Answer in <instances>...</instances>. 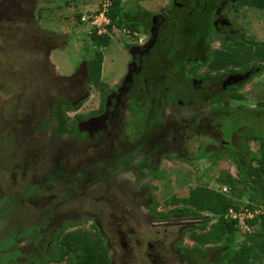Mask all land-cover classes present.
I'll use <instances>...</instances> for the list:
<instances>
[{"label": "flooded vegetation", "instance_id": "obj_1", "mask_svg": "<svg viewBox=\"0 0 264 264\" xmlns=\"http://www.w3.org/2000/svg\"><path fill=\"white\" fill-rule=\"evenodd\" d=\"M151 1L133 3L137 8L128 17L129 27L109 29V19L106 27L98 24L88 31L92 54H85L71 72L61 73L55 58L61 50L57 49L68 48L78 37L75 34L84 32L81 21L95 24L100 15H94V20L82 16L74 28L69 25L70 33L58 32L39 24L43 6L53 0H0V216L9 202L20 207L28 204L40 213L56 209V215L64 216L50 230L49 242L35 254V262L57 253L58 230L86 221L78 218L84 215L83 208L58 211L56 197L62 187L79 196L85 184L86 188L103 187L100 199L110 208L108 221L97 215L92 223L112 250V264L116 258L137 262L143 251L132 215H140L150 226L176 225L180 237L198 217L185 212L158 215L163 211L153 209L151 185L133 195L135 202L142 203L136 207L130 196L120 192L121 174L128 170L139 182L163 180L171 159L183 158L190 166L208 159L213 165L239 146L241 136L237 130L229 133L218 107L241 100L233 96L242 94L238 90L260 68L220 60L219 53L246 45L257 49L252 43L264 42L257 32L249 35L238 20L253 14V0H158L153 9L142 4ZM95 32L107 34L111 41L123 35L122 50H110L107 55L104 48L109 47L92 41ZM98 51L104 61L96 81L88 65ZM118 54L123 57L122 69L114 72ZM108 58L112 64L106 81L103 72ZM101 81L97 104L83 110L91 87H100ZM190 106H204L203 112L181 118L179 111ZM3 224L0 217V261L6 262L3 248L8 227L4 229ZM28 227L23 225L22 235L35 230L27 234ZM143 236V242H148L141 264H169L168 255ZM181 240L175 239L172 245Z\"/></svg>", "mask_w": 264, "mask_h": 264}, {"label": "rangeland", "instance_id": "obj_2", "mask_svg": "<svg viewBox=\"0 0 264 264\" xmlns=\"http://www.w3.org/2000/svg\"><path fill=\"white\" fill-rule=\"evenodd\" d=\"M100 2L101 0H53L52 4L43 6L44 10H42L41 12L43 17L41 18L39 24H41L43 28L49 30L56 29L58 32L70 33V26L74 28L76 23L79 21L77 20L79 18L77 14H82L86 19L88 18L87 16L89 14L93 16L100 15L99 17H96L97 22L95 24H92L89 21H81V23H79L80 30H83L84 32L81 33V35L75 34V36L78 37H74L68 48L57 49L61 50L58 51L57 56H55L59 72H71L72 69H74L78 65L85 54H92L93 49H91L89 45L90 34H88V31L89 33H91L93 29L98 28V24H102L104 27H106L107 21L109 20L105 13L104 15H101V13L98 12V10L102 7H100ZM104 2L106 3L107 1L104 0ZM142 4H145L152 9L156 8L159 5L158 0H153L151 2H145ZM252 5L253 7L255 6V9L252 8L253 10H251V12H253V14L251 13L250 18H247L250 21H247V19H245L244 17L238 18V20L240 21V25H242L245 30L249 32V35H252L253 32H257V34L260 36L257 38H259L260 40H264V11H261V9H264V0H253ZM125 7L127 10H135L137 8L133 4V2H131V0L125 1ZM256 12L257 15H255ZM92 20H94V18H92ZM122 39L123 35L119 38L115 36V38L111 41L112 44L107 46L109 48H104V50H106L105 53L109 55L111 53L110 50H122L121 47L123 45L120 42V40ZM204 45L205 43L201 42V46ZM111 64L112 62H110L109 58L104 64L105 68L103 72V79L106 81L108 79L107 69ZM122 64L123 57H120L118 54V59L114 64L116 66L114 72L122 69ZM123 70L120 73H122ZM259 71H255V73H253L249 77V80L246 82V84L238 90L239 92L244 94V99L234 100L233 102H231L230 108L234 109L238 108L240 105H243L249 108H258L260 110L264 109V71ZM102 86L103 81H101L100 87H91L92 91L90 99L84 103L82 107L83 110L86 108L94 107L97 104L100 90L103 88ZM206 106L207 108L209 107L208 104H206ZM203 107H186L179 111V115L184 119H188V117H195L203 112L200 111V109H202ZM241 120L243 124L251 127L253 132L264 134V121L262 122L260 118H252L251 116L243 115L241 116ZM230 128L231 126L228 129ZM249 147L252 151L258 152L260 148V142L252 140L249 143ZM170 162L171 163L169 165V170L165 172L166 175L164 174L163 180L153 181L151 179L147 181L149 183L134 180L135 177L131 174V172H128V170H126L127 172L123 171L124 173L121 174L120 192L127 194V196H130L131 200L134 201L133 195L137 192V190L143 188V186L145 185H151L154 189L155 203H157L155 211L161 210L163 212L175 207L183 206V202L180 199L188 196L191 187L195 185H206L219 191H223L224 187L226 186L228 187V192L225 193H227L241 205L248 202V198L244 196V194H247L246 191L250 194L251 192L256 193L254 187L249 186V184L243 185L239 182H234V187H232L227 183L229 175L234 178L239 177L238 166L235 161L232 160L231 153L220 156L215 160L213 165L208 161V159L201 160L197 163V165L194 166H190L188 162H186V160L183 158L176 160L171 159ZM209 177L210 180L208 181L207 179ZM65 187L66 186L62 187L60 192H55H58L56 197L58 198L57 204L55 206H58L59 212L62 211L61 213H66L71 209L83 208L84 212H82L84 213V215L79 216L78 218L86 220L85 222L92 224V222L96 221V218L99 215V218H101L102 220L107 218L108 221L110 208L108 207L106 202L100 199L102 194L104 193V190H102L103 187L100 188L99 186L86 188L85 184L84 193L81 196L76 194L72 189H66ZM134 203L136 207L142 206V203L139 201H134ZM8 205L9 206L7 210L1 213L0 216L2 220H4L3 228L5 229L6 227H8L6 229V232L11 236L8 239L6 248H3V251H5L3 252L4 257H7L8 259V261L4 262L3 264H32L33 261H36L34 260L36 259L35 254H37L40 250L43 251L45 249V246L48 244L50 230L55 227L56 223L59 224V218L64 216L63 214L56 215V213H54L56 212V209H53V212H50V214L44 212L40 213L38 211H35L34 209H30L28 204L20 207L18 203L9 202ZM148 210L151 212L149 208ZM202 214L208 215L207 212H203ZM235 216L238 217L240 215ZM196 217L198 218L192 219V223H189L193 224L191 227L203 223V217ZM132 218L133 224L129 221V219L128 221L139 231L137 239L141 242V250L143 251L139 253V257L141 260L143 259L142 253L145 255V246L147 247L146 243L148 242L145 240V238H147L150 242L155 244L159 250H162L164 254L168 255L169 264H186V259L181 253L182 251H178L177 249H180L182 246L191 247L195 244L190 235L191 230L187 231L184 236L182 235V237H180V233L178 231L179 229L176 225L156 224L150 226V224H148V222H146L138 214L137 217L135 215H132ZM71 219H74V217ZM244 219L245 218L243 215L240 216V223L238 224L237 231L228 236V240L230 241V243H233L234 245L236 244L237 246L241 245L242 242H244L247 232L256 228V226L251 228L247 224V222L244 221ZM214 221L215 219L212 220V222ZM25 224L29 226L28 228L31 227L35 229L33 230L32 234H21V232H24L22 231V229L23 225ZM35 227H38V230ZM197 231H199V229H197ZM30 232H32V230ZM30 232H27V234ZM142 236L146 242H143ZM163 238L165 239L162 243L159 240H163ZM177 238L178 240H181L182 238V240L180 243L178 242L176 246H173L172 244ZM37 244L41 245V247L36 248ZM157 244H161L162 246L158 247ZM149 251H153V248H150ZM210 257L211 255L206 256L204 259L209 260ZM140 259H137V262H135V259L126 262V258H116L113 264H141ZM50 264L58 263L55 261H51Z\"/></svg>", "mask_w": 264, "mask_h": 264}, {"label": "trees", "instance_id": "obj_3", "mask_svg": "<svg viewBox=\"0 0 264 264\" xmlns=\"http://www.w3.org/2000/svg\"><path fill=\"white\" fill-rule=\"evenodd\" d=\"M104 0L100 2L98 12H104L112 25L119 27L130 26L131 20L128 18L134 12L126 10V0ZM138 0H131L135 2ZM104 2V4H103ZM79 19L82 14H77ZM89 19L93 15H88ZM92 41L98 46H109L111 38L107 34L98 36L93 34ZM257 49L246 45V48L239 50H228L219 53L220 60L244 63L246 69L259 67L264 71V42H254ZM103 54L98 51L89 61L90 75L99 81L103 71ZM219 61V60H218ZM244 94H235L234 99H244ZM231 104V102H230ZM229 105V104H227ZM261 106V105H260ZM218 113L220 120H225L229 133L238 132L241 136L239 146L231 150L232 160L238 166L239 177L228 176L227 183L234 187V182L254 187L256 193L244 194L248 198L247 203H237L227 193L216 190L206 185H195L191 187L188 196L181 198L183 206L175 207L169 210L168 214L159 212L158 215L171 216L173 213H187L192 216L204 218L200 225L187 228L183 231V236L191 230V238L195 244L191 247L182 246L180 249L186 259V264H264V134L253 132L251 127L243 124L241 116L248 115L252 118H260L264 121V109L249 108L239 106L236 109L230 106H219ZM225 118V119H224ZM246 126V127H245ZM241 127H245L244 130ZM259 141L260 148L254 152L249 147L250 141ZM210 180V177L207 179ZM157 203L153 209H156ZM207 212L208 215L202 214ZM244 216V221L253 228L246 233L244 242L237 246L230 243L228 236L237 231L240 223V216ZM212 222V220H214ZM69 228H62L56 233L57 253L46 259L43 263L33 261L32 264H48L50 260H55L58 264H112V254L110 248L106 245L105 239L95 224L78 220L71 222ZM88 227V228H86ZM93 228V229H92ZM199 229V231H197ZM32 228H28L30 232ZM10 235L4 236L9 239ZM205 260L206 256H210ZM205 262V263H204ZM4 261H0L3 264Z\"/></svg>", "mask_w": 264, "mask_h": 264}, {"label": "built area", "instance_id": "obj_4", "mask_svg": "<svg viewBox=\"0 0 264 264\" xmlns=\"http://www.w3.org/2000/svg\"><path fill=\"white\" fill-rule=\"evenodd\" d=\"M105 5H107V3ZM101 15H104V13L102 12ZM222 192H228V187L225 186ZM235 215L236 214L234 213V217H236Z\"/></svg>", "mask_w": 264, "mask_h": 264}, {"label": "clouds", "instance_id": "obj_5", "mask_svg": "<svg viewBox=\"0 0 264 264\" xmlns=\"http://www.w3.org/2000/svg\"><path fill=\"white\" fill-rule=\"evenodd\" d=\"M100 13H102V12H100ZM104 13V12H103Z\"/></svg>", "mask_w": 264, "mask_h": 264}]
</instances>
